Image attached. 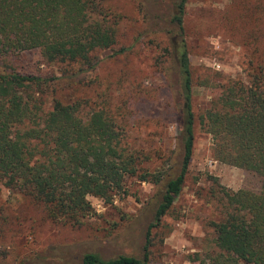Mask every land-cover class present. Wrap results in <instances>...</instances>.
<instances>
[{
  "label": "trees",
  "instance_id": "1",
  "mask_svg": "<svg viewBox=\"0 0 264 264\" xmlns=\"http://www.w3.org/2000/svg\"><path fill=\"white\" fill-rule=\"evenodd\" d=\"M188 1L176 0L168 15L161 10L162 0L139 1L148 32L167 36L177 78L180 159L148 172L141 167L147 155L125 144L126 132L107 105L84 116L80 97L71 102L55 97L60 77L24 75L4 65L8 57L39 50L48 63L74 66L73 77L82 79L100 63L96 51L115 44L118 16L103 0H0V182L41 206L52 222L73 227L93 214L88 197L110 204L114 195L124 193L128 177L156 188L146 208L150 218L141 257L104 256L86 249L71 260L73 264H148L151 232L181 194L196 119L184 27ZM259 50L248 55L246 79L235 78L222 86L199 122L213 141V158L255 174L260 189L219 187L212 193L221 218L210 223L213 245L194 255L197 264H264V53ZM45 86L53 97L49 109L36 96Z\"/></svg>",
  "mask_w": 264,
  "mask_h": 264
},
{
  "label": "rangeland",
  "instance_id": "2",
  "mask_svg": "<svg viewBox=\"0 0 264 264\" xmlns=\"http://www.w3.org/2000/svg\"><path fill=\"white\" fill-rule=\"evenodd\" d=\"M139 1L103 0V5L118 16L116 42L111 49L96 51L100 63L82 79L73 77L74 66L48 63L39 50L8 57L4 65L24 75L60 77L55 97L64 102L80 97L84 116L107 105L126 132L125 144L143 151L148 160L141 167L153 172L180 159L177 78L167 36L148 32ZM175 1L162 0L165 15L174 11ZM184 27L196 116L193 152L181 194L151 232L148 264H197L194 255L213 245L215 234L210 223L221 218L212 193L219 187L257 192L261 184L255 174L213 158V141L199 116L219 98L222 86L235 78L246 79L249 53L256 48L264 53V0H189ZM123 48L127 52L119 53ZM64 73L66 79L61 77ZM76 81L80 84L75 85ZM41 89L36 96L49 109L52 94L46 86ZM123 187L124 193L114 195L110 204L88 197L93 214L73 227L52 222L41 206L0 182V226L4 227L0 261L73 264L71 260L86 249H96L104 256L141 257L150 218L146 208L156 188L137 177H128Z\"/></svg>",
  "mask_w": 264,
  "mask_h": 264
}]
</instances>
